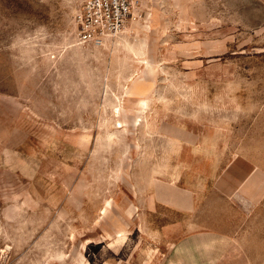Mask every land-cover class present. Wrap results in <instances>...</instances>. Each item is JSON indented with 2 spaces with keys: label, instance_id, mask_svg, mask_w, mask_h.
<instances>
[{
  "label": "rangeland",
  "instance_id": "374dc122",
  "mask_svg": "<svg viewBox=\"0 0 264 264\" xmlns=\"http://www.w3.org/2000/svg\"><path fill=\"white\" fill-rule=\"evenodd\" d=\"M82 4L0 0V264H264V0Z\"/></svg>",
  "mask_w": 264,
  "mask_h": 264
},
{
  "label": "built area",
  "instance_id": "2783aa9c",
  "mask_svg": "<svg viewBox=\"0 0 264 264\" xmlns=\"http://www.w3.org/2000/svg\"><path fill=\"white\" fill-rule=\"evenodd\" d=\"M139 0H83L77 36L83 44L103 45L124 30Z\"/></svg>",
  "mask_w": 264,
  "mask_h": 264
},
{
  "label": "crops",
  "instance_id": "0c3cea01",
  "mask_svg": "<svg viewBox=\"0 0 264 264\" xmlns=\"http://www.w3.org/2000/svg\"><path fill=\"white\" fill-rule=\"evenodd\" d=\"M192 197L188 189L170 184L159 193L154 201H160L175 211L189 212L194 206Z\"/></svg>",
  "mask_w": 264,
  "mask_h": 264
}]
</instances>
